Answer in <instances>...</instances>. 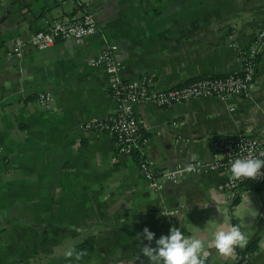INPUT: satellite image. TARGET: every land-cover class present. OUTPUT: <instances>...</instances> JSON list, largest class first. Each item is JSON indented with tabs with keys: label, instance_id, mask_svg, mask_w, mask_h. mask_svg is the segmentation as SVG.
Returning a JSON list of instances; mask_svg holds the SVG:
<instances>
[{
	"label": "crops",
	"instance_id": "obj_1",
	"mask_svg": "<svg viewBox=\"0 0 264 264\" xmlns=\"http://www.w3.org/2000/svg\"><path fill=\"white\" fill-rule=\"evenodd\" d=\"M84 10L94 14L99 34L41 51L26 45L20 57H4L15 36ZM263 26L264 0H80L75 7L0 0V264H149L140 253L149 244L144 228L159 239L173 226L205 241L208 264H235L249 246L245 264H264L263 185L247 183L231 195L223 174L209 171L185 173L155 191L136 158L116 151L110 132L86 127L116 109L97 60L106 43L117 46L122 79L149 74L158 91L238 71L237 49ZM43 90L53 96L48 108L37 102ZM132 109L146 138L143 155L158 170L209 162L212 136L264 139V48L249 97L169 106L145 100ZM173 209L180 211L164 215ZM221 224L239 225L248 237L230 257L213 245ZM87 240L91 248L83 252Z\"/></svg>",
	"mask_w": 264,
	"mask_h": 264
},
{
	"label": "built area",
	"instance_id": "obj_2",
	"mask_svg": "<svg viewBox=\"0 0 264 264\" xmlns=\"http://www.w3.org/2000/svg\"><path fill=\"white\" fill-rule=\"evenodd\" d=\"M58 4L78 6L80 0H54ZM99 26L94 14L84 10L81 14L71 18H54L45 29H40L25 36H15L11 39L4 57H20L26 45H31L36 50H45L52 47L56 41L74 40L81 41L89 35L99 34ZM105 41V37L101 35ZM264 48V26L253 36L247 47L237 49L241 68L221 76H203L191 79L187 82L172 87L155 91L153 89L154 78L149 74H143L132 79L120 77L121 64L115 57L117 46L106 43L97 53V60L102 63L110 77L109 91L116 103L115 113L107 121L90 122L89 129H101L110 132L114 136L116 151L123 155L132 156L137 153L136 165L152 190H161L166 182L177 183L187 172L184 171L188 164L198 168L195 173L209 171L223 174L222 189L235 194V191L246 181L251 180L264 186V176L257 179H230V162L236 158H244L249 152L252 156H259L264 152V139L251 134L212 136L209 140V148L212 158L204 163L199 160H191L185 165H177L167 170L156 169L154 163L143 155V147L146 138L139 135V122L134 115L132 105L142 101H153L160 106H169L192 98L218 97L225 99L232 95L249 97L251 95L257 64L260 53ZM37 102L43 108H48L53 103L50 91L43 90L37 93ZM174 124V122L172 123ZM187 141V139H185ZM264 172V169L261 170ZM193 173V174H195ZM180 209L167 211L166 214L178 213ZM248 254L245 252L238 258L239 264H245Z\"/></svg>",
	"mask_w": 264,
	"mask_h": 264
},
{
	"label": "clouds",
	"instance_id": "obj_3",
	"mask_svg": "<svg viewBox=\"0 0 264 264\" xmlns=\"http://www.w3.org/2000/svg\"><path fill=\"white\" fill-rule=\"evenodd\" d=\"M262 169H264V152H261L259 156H252L249 152L246 157H238L230 162V179L237 181L257 179L264 176ZM184 171L195 173L198 168L188 164ZM143 237L149 244H143L140 253L148 258L149 264H206L209 253L206 250L205 241L195 235H185L180 228L173 226L169 235H162L159 239H155V233L145 227ZM153 240L156 247L150 246ZM247 243L248 237L239 225L221 224L213 233V245L222 256H233L236 248H244ZM77 259H80V256H77Z\"/></svg>",
	"mask_w": 264,
	"mask_h": 264
},
{
	"label": "trees",
	"instance_id": "obj_4",
	"mask_svg": "<svg viewBox=\"0 0 264 264\" xmlns=\"http://www.w3.org/2000/svg\"><path fill=\"white\" fill-rule=\"evenodd\" d=\"M132 156H134L135 158H137V153L136 152H133V154H132ZM257 184L256 182H254V181H251V180H246L242 185H244V184ZM91 240L89 241V240H87L86 242H84V245H82V248H81V250L83 251V252H88V251H90V248H91ZM87 246V247H86ZM251 248V246H249V248H247V249H245V250H241L240 251V253H241V255H243L247 250H249ZM206 264H208V258H207V261H206ZM235 264H239V261H237Z\"/></svg>",
	"mask_w": 264,
	"mask_h": 264
}]
</instances>
